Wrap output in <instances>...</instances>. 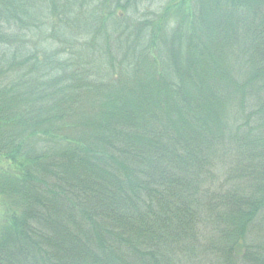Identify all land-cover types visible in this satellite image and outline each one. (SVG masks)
<instances>
[{
    "label": "trees",
    "instance_id": "16d2710c",
    "mask_svg": "<svg viewBox=\"0 0 264 264\" xmlns=\"http://www.w3.org/2000/svg\"><path fill=\"white\" fill-rule=\"evenodd\" d=\"M0 264H264V0H0Z\"/></svg>",
    "mask_w": 264,
    "mask_h": 264
}]
</instances>
